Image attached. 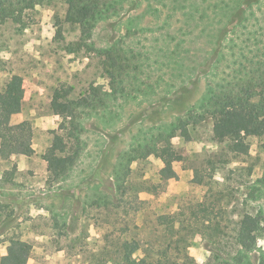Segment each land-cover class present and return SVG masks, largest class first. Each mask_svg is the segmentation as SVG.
<instances>
[{"label": "rangeland", "instance_id": "374dc122", "mask_svg": "<svg viewBox=\"0 0 264 264\" xmlns=\"http://www.w3.org/2000/svg\"><path fill=\"white\" fill-rule=\"evenodd\" d=\"M121 7L96 20L87 44L74 53L67 49L76 47L82 32L66 21L65 0H37L20 23L0 26V93L12 75L23 78V110L11 124L27 121L33 133L30 154L0 159V257L18 238L32 246L28 264H94L107 235L159 245L166 240L159 216L188 225L191 210L205 202L223 209L229 237L220 247L198 234L189 240V255L196 264H226L238 251L231 223L245 212L264 213V187L257 199L247 197L262 176L260 138L248 140L256 164L250 178L233 170L247 164L218 162L223 147L212 141L210 119L191 128V141L180 133L171 140L182 156L171 179L161 180L164 163L153 150L155 137L203 97L218 36L233 28L238 8L246 9L245 21L228 40L249 45L255 31L264 38V0H123ZM236 49L228 53L229 65ZM56 90L77 103L86 130L77 164L51 184L42 155L51 144L49 131L62 122L51 109ZM122 163L131 169L124 195L117 183ZM197 174L202 184L195 182ZM151 187L155 192L146 190ZM103 195L120 200L116 214L90 207ZM261 252L262 235L246 255L249 264H259Z\"/></svg>", "mask_w": 264, "mask_h": 264}, {"label": "trees", "instance_id": "16d2710c", "mask_svg": "<svg viewBox=\"0 0 264 264\" xmlns=\"http://www.w3.org/2000/svg\"><path fill=\"white\" fill-rule=\"evenodd\" d=\"M36 1L0 0V26L9 20L20 23L24 11L33 9ZM65 2L69 6L66 21L79 25L82 32L79 42L75 44L76 47L69 46L67 49V52L74 53L87 44L94 22L109 16V10L118 14L123 0H65ZM112 3L120 4V8L113 9ZM99 7H103V11L106 12H100L98 15ZM87 12H90L89 16ZM245 12L246 9L243 7L238 8L234 13L233 28L226 33L220 32L217 49L213 55L212 75L199 103L172 122L169 129L155 137L153 150L164 163L160 171L162 181L173 177L175 173L173 163L182 160V156L173 148L171 140L180 133L186 141H191V130H194L191 128H197L208 119L212 123V141L223 147L222 153L217 156L218 162L247 164L233 170L248 178L253 176L256 164L252 162L251 144L248 140L257 137L264 142V38L261 37V32L255 31L252 44L245 45L241 39L240 45L237 38L228 40L229 32L236 33V29L245 21ZM235 49L237 59L229 65L228 53ZM24 95L23 78L20 75H12L0 93V159L4 161H9L15 155H28L33 150L31 125L27 121L17 125L11 124L12 116L23 110ZM67 95L68 93L63 94L62 91L56 90L51 101L53 114L62 118L59 128L49 131L52 136L51 144L42 155L47 163L48 183L51 184L60 182L69 175L85 147L83 135L86 129L77 113V103L66 99ZM161 143L163 144L160 145ZM260 149L264 158L263 143ZM130 172L127 164H120L117 183L123 195L124 182ZM195 182L202 184V176L199 177L197 174ZM262 187L264 159L262 176L257 182L250 184L248 199L260 197ZM146 190L155 192L152 187ZM88 204L91 208H102L112 213L113 210L118 212L122 207L120 200L116 198L111 200L105 195L92 199ZM215 206L217 205L198 203L191 210L188 225L180 224L174 216H159L157 221L164 228L166 236V240L159 245L148 243V240L143 243L137 236L126 233L124 237L116 239L114 234H109L106 236V244L100 253L95 255L94 264H196L189 255V240L192 237L204 235L220 247L229 237L222 227L225 219L223 209L218 212ZM117 216L120 217L118 213ZM231 224L234 226L232 242H235L238 251L229 255L230 261L227 259L225 261L230 263L226 264H249L246 255L256 248L260 236H264V213L259 210L256 214L245 212L239 220ZM31 251L32 246L28 242L11 238L7 253L0 257V264H28ZM261 253L259 264H264V252Z\"/></svg>", "mask_w": 264, "mask_h": 264}]
</instances>
